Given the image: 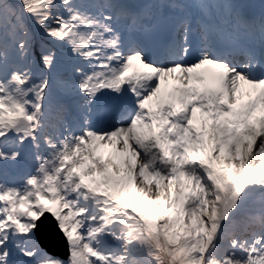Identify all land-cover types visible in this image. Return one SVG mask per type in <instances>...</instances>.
<instances>
[{
	"label": "snow or ice",
	"instance_id": "6c2138e0",
	"mask_svg": "<svg viewBox=\"0 0 264 264\" xmlns=\"http://www.w3.org/2000/svg\"><path fill=\"white\" fill-rule=\"evenodd\" d=\"M0 264H264V0H0Z\"/></svg>",
	"mask_w": 264,
	"mask_h": 264
},
{
	"label": "water",
	"instance_id": "95a60500",
	"mask_svg": "<svg viewBox=\"0 0 264 264\" xmlns=\"http://www.w3.org/2000/svg\"><path fill=\"white\" fill-rule=\"evenodd\" d=\"M48 229H49V231H51L52 230V226L48 225Z\"/></svg>",
	"mask_w": 264,
	"mask_h": 264
}]
</instances>
